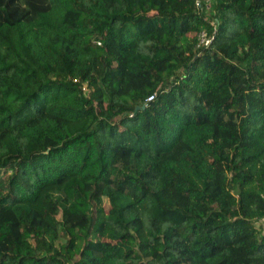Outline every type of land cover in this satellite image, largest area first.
Masks as SVG:
<instances>
[{
  "label": "trees",
  "instance_id": "16d2710c",
  "mask_svg": "<svg viewBox=\"0 0 264 264\" xmlns=\"http://www.w3.org/2000/svg\"><path fill=\"white\" fill-rule=\"evenodd\" d=\"M263 217L264 0H0V264H264Z\"/></svg>",
  "mask_w": 264,
  "mask_h": 264
},
{
  "label": "built area",
  "instance_id": "2783aa9c",
  "mask_svg": "<svg viewBox=\"0 0 264 264\" xmlns=\"http://www.w3.org/2000/svg\"><path fill=\"white\" fill-rule=\"evenodd\" d=\"M200 0H196V4L199 5ZM213 40V37H208L207 33L202 31L198 34V44L196 48L200 49L203 47H208L211 41ZM260 223L264 227V217L261 219Z\"/></svg>",
  "mask_w": 264,
  "mask_h": 264
},
{
  "label": "rangeland",
  "instance_id": "374dc122",
  "mask_svg": "<svg viewBox=\"0 0 264 264\" xmlns=\"http://www.w3.org/2000/svg\"><path fill=\"white\" fill-rule=\"evenodd\" d=\"M62 159H63V162H61L62 164L72 163V162H74V160H75V154H74L73 152H72L71 154L68 153V154L65 155ZM61 163H60V164H61ZM60 164H59V165H60ZM55 166H58V165H55ZM55 166H53V167H55ZM52 175H54V174H52ZM34 176H35V173H34L33 177H34ZM19 191H20V190H19ZM104 207H105L106 210L109 208L106 202L104 203Z\"/></svg>",
  "mask_w": 264,
  "mask_h": 264
}]
</instances>
